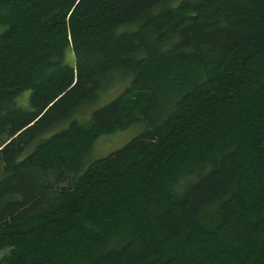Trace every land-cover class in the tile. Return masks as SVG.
<instances>
[{"label": "trees", "instance_id": "obj_1", "mask_svg": "<svg viewBox=\"0 0 264 264\" xmlns=\"http://www.w3.org/2000/svg\"><path fill=\"white\" fill-rule=\"evenodd\" d=\"M0 253L264 264V0H0Z\"/></svg>", "mask_w": 264, "mask_h": 264}, {"label": "rangeland", "instance_id": "obj_2", "mask_svg": "<svg viewBox=\"0 0 264 264\" xmlns=\"http://www.w3.org/2000/svg\"><path fill=\"white\" fill-rule=\"evenodd\" d=\"M121 89L122 88H119V89L114 88V89H111L110 91H105L104 93L100 94L99 100L96 102V104H94L92 107H89L88 109L93 111L95 110L96 107L108 103L110 100L115 98L118 94H120ZM28 95H29V92H25L22 95V98L27 99ZM83 113H82V116L89 112L87 111V113L86 112H83ZM83 117L87 118L86 115ZM65 126L66 124H64V126L62 125L58 127L56 131L60 130L62 127H65ZM141 131H142V127L137 126V127L128 129L127 131H124V132H118L113 135L102 136L98 138V140L94 144V148L90 156L92 161H95L99 158H103L117 151L118 149L123 147L127 142H129L133 137L138 135ZM1 255L2 253H0V256Z\"/></svg>", "mask_w": 264, "mask_h": 264}]
</instances>
